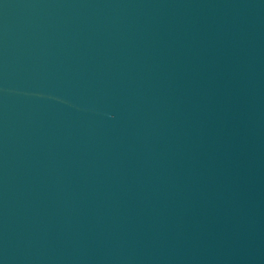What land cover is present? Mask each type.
<instances>
[{
  "label": "water",
  "instance_id": "95a60500",
  "mask_svg": "<svg viewBox=\"0 0 264 264\" xmlns=\"http://www.w3.org/2000/svg\"><path fill=\"white\" fill-rule=\"evenodd\" d=\"M0 264H264V0H0Z\"/></svg>",
  "mask_w": 264,
  "mask_h": 264
}]
</instances>
